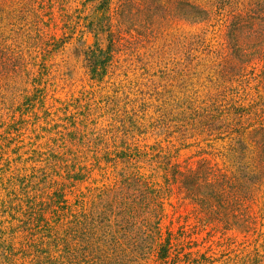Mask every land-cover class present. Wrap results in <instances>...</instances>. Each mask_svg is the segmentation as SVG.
<instances>
[{"label":"rangeland","instance_id":"1","mask_svg":"<svg viewBox=\"0 0 264 264\" xmlns=\"http://www.w3.org/2000/svg\"><path fill=\"white\" fill-rule=\"evenodd\" d=\"M0 264H264V0H0Z\"/></svg>","mask_w":264,"mask_h":264},{"label":"trees","instance_id":"2","mask_svg":"<svg viewBox=\"0 0 264 264\" xmlns=\"http://www.w3.org/2000/svg\"><path fill=\"white\" fill-rule=\"evenodd\" d=\"M197 14V19H200L201 16L203 15V12H195Z\"/></svg>","mask_w":264,"mask_h":264}]
</instances>
